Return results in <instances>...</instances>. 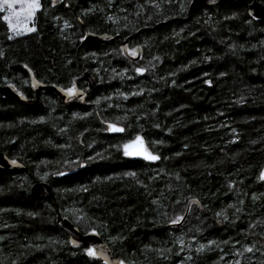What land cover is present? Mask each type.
Masks as SVG:
<instances>
[{"label":"trees","instance_id":"trees-1","mask_svg":"<svg viewBox=\"0 0 264 264\" xmlns=\"http://www.w3.org/2000/svg\"><path fill=\"white\" fill-rule=\"evenodd\" d=\"M193 1L39 0L35 31L18 36L0 13V88L43 104L0 93V152L25 167L0 168V264H103L58 216L130 264H264V0L188 19ZM87 32L115 38L82 46ZM85 71L95 84L81 104L33 91H85ZM109 122L124 133L108 134ZM140 134L158 163L123 158ZM37 182L50 201L32 196Z\"/></svg>","mask_w":264,"mask_h":264},{"label":"water","instance_id":"water-1","mask_svg":"<svg viewBox=\"0 0 264 264\" xmlns=\"http://www.w3.org/2000/svg\"><path fill=\"white\" fill-rule=\"evenodd\" d=\"M224 0H194L190 7H189V17L188 19L191 18V16L196 13L198 10L202 9L205 5H215L218 4L220 2H222ZM259 8V14L264 18V7H262L261 5H258ZM250 12L252 14H255L256 11L253 9L252 6H250ZM169 20H166L163 22V24H167L169 23ZM115 37L108 35V34H103V35H98L92 32H87L85 34V38L82 41V46L85 45H93V46H98V45H105L108 42L114 40ZM129 42L128 41H124L122 43L121 49L124 52V54L131 60L133 61H137L141 58V54H142V49L137 46L136 47V53L137 56L136 57H132L129 54ZM83 77L85 79V81L87 82V89L85 91H81L78 93V95H76L74 98L69 99L68 95L63 91V89L59 86L56 85H44L41 83H35L33 86V91L36 93V95H38L41 92H51L53 94H55L59 101L61 102V104L64 107H69L75 104H81L86 98L87 96L91 93L93 86L95 84V79L92 75V73L90 71H85L83 73ZM0 93L8 98L14 99L16 100L18 103L26 106V107H42L43 104L40 102V100L38 98L36 99H27L26 97L22 96L21 94L17 93L16 89L14 86H6V87H2L0 88ZM112 124L115 127H119L122 128L123 131H112L109 130L108 125ZM106 128H107V133L110 135H122L125 131L124 127L113 123V122H109L106 124ZM139 136L141 138V141L143 142L142 146L144 149L147 150V152L151 153L152 155H155L158 157V159L156 160H150V159H145L143 155H125L124 154V145L125 144H129V151L130 152H136L140 149L141 145L139 143L137 144H131L132 141H135L136 137ZM136 137L127 140L123 145H122V155L123 158L128 159V160H140L143 161L145 163H150V164H156L160 161V156L155 154L148 146L146 139L143 137V135H137ZM85 167V164H82V166L80 167V169H83ZM0 168L2 170H6V171H17V172H24L25 171V167H23L21 164L19 163H15L12 164L7 157L2 154L0 152ZM74 172H64V173H60L57 174L55 177H63V176H67L70 175ZM264 168L262 169L261 173H260V180L264 181ZM31 194L33 197L40 199V200H45V201H50L51 200V196L53 194V188L49 183H45V182H37L33 185V187L31 188ZM195 203H198L196 200L194 201ZM191 203H189L188 207H187V211L185 213V215L183 216L182 220L176 223H171L170 226L171 227H178L181 226L187 217L188 211H189V207H190ZM57 223L58 226L63 229L69 236L70 241L72 243L73 246H83L86 248H93L97 251V256L94 257L95 259L101 261L103 264H130L127 263L126 261H124L121 258L116 257L113 254L112 249L109 247V245L102 239L101 235L95 231L92 230L88 233H82L76 226L75 224L68 219L67 217H57ZM102 253V255H101ZM106 258V260H105Z\"/></svg>","mask_w":264,"mask_h":264},{"label":"snow or ice","instance_id":"snow-or-ice-1","mask_svg":"<svg viewBox=\"0 0 264 264\" xmlns=\"http://www.w3.org/2000/svg\"><path fill=\"white\" fill-rule=\"evenodd\" d=\"M40 8L39 0H0V11H7V15L3 17V19L7 22L8 28L10 30L17 31L19 29L20 24L22 23L21 17L23 16L24 20L30 19L35 11ZM15 21V22H14ZM25 30L28 32L35 31V27L28 28L25 25ZM17 34H19V31H17ZM11 39V37H9ZM135 53H133L134 55ZM136 71L138 73H142L144 70L141 68H137ZM76 93L75 87L68 89L67 94L69 96ZM109 130L112 131H123L122 128L115 127L112 124L108 125ZM139 143L141 145L140 149L136 152H130L129 151V144H125L124 147V154L127 155H143L145 159L150 160H156L158 159L157 156L152 155L151 153L147 152L146 149L143 148L141 141V138L139 136L136 137L135 141H132L131 144H137ZM13 164H15V161H12ZM264 175V174H262ZM180 218H177V220ZM177 221L174 220L173 223H176ZM87 255L90 257H96L97 251L93 248H87ZM102 255V253H101ZM106 260V258H105Z\"/></svg>","mask_w":264,"mask_h":264},{"label":"rangeland","instance_id":"rangeland-1","mask_svg":"<svg viewBox=\"0 0 264 264\" xmlns=\"http://www.w3.org/2000/svg\"><path fill=\"white\" fill-rule=\"evenodd\" d=\"M39 9H40V8H39ZM39 9H37V10L35 11L34 15H33L30 19L24 20L23 16L21 17L22 23L20 24L19 29L17 30V31H19V34H17V31H14V30H10V29H9L10 32H11L13 35H15V36L23 35V34H27V33H31V32H28V31L25 30V25H26L28 28L35 27V26H34V18H35L36 13L39 11ZM0 13L3 14V17H4L5 15L8 14L7 11H0ZM4 21H5V20H4ZM14 22H15V21H14ZM5 23H6V25H7V22H6V21H5ZM7 27H8V25H7ZM32 32H33V31H32ZM133 53H135V54L133 55ZM129 54L132 55V57H136V56H137V53H136L134 50L129 51ZM74 87H75V86H74ZM72 88H73V87H72ZM75 89H76V93L73 94V95H71V96H69V95L67 94L68 91H66V94L68 95L69 99H72V98H74L76 95H78L79 91H78V89H77L76 87H75Z\"/></svg>","mask_w":264,"mask_h":264},{"label":"flooded vegetation","instance_id":"flooded-vegetation-1","mask_svg":"<svg viewBox=\"0 0 264 264\" xmlns=\"http://www.w3.org/2000/svg\"><path fill=\"white\" fill-rule=\"evenodd\" d=\"M136 52V47L133 49ZM129 51H131V49L129 48ZM132 56V55H131ZM23 96V95H22ZM25 97V96H24ZM27 98V97H26ZM69 98V97H68ZM29 99V98H27ZM31 100H33V98H30Z\"/></svg>","mask_w":264,"mask_h":264}]
</instances>
